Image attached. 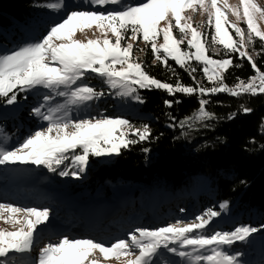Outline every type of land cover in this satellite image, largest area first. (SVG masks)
Wrapping results in <instances>:
<instances>
[{"label": "snow or ice", "instance_id": "obj_1", "mask_svg": "<svg viewBox=\"0 0 264 264\" xmlns=\"http://www.w3.org/2000/svg\"><path fill=\"white\" fill-rule=\"evenodd\" d=\"M88 2L93 7L105 8L109 5L119 7L103 12L68 10L64 18L53 24L39 40L26 43L10 52L0 53V99L6 104H15L19 92L39 89H46L52 94L44 95L46 103L51 102L53 95L65 98V103L54 108L48 107L46 112L42 111L44 104L33 108V115L45 121L47 126L35 131L14 149L0 148V165H34L53 173L60 169L58 175L61 177L71 175L75 179H80V174L88 167L90 157L119 156L122 149L137 143V140L129 139L120 131L132 127L126 119L108 117L72 119L68 116L70 106L86 105L87 102L100 99L103 95L86 83L93 74L109 88L116 90L117 96L133 97L139 103H144V100L136 94L138 89L166 90L170 95L176 92L188 95L198 92L201 96L221 92H228L232 96L245 93L253 96L264 94V71L257 67L247 51L242 50L252 44L254 38H258L264 46V32L259 31L254 22L257 14L264 18V9L253 0H239V8L224 4V7H229L237 21L241 18L242 10L247 36L241 27L227 21L225 11L219 6L222 0H145L137 5L126 4L125 0ZM44 7L61 11L66 5L63 0H55ZM187 9L207 13L208 26H214L212 42L222 45L226 54L238 53V58H246L255 75L249 77L247 82L239 80L234 88H228L223 83V74L233 66V60L230 57L213 59L207 55L205 39L197 27L190 23L191 17L183 15ZM162 21L166 22V27H160ZM93 28L105 38L86 41L75 39L78 32L84 33L85 30ZM174 29L181 34L179 38L174 35ZM229 29L240 38L238 42ZM129 32L131 35L126 36ZM108 33L115 37L114 41L107 38ZM141 36L143 42L150 45L154 59L165 67H168L169 59L186 70L191 59L202 62L204 65L202 71L214 86L205 88L197 82L195 87H188L179 81L171 85L150 76L142 64L132 57L133 44L126 46L122 44L125 39L135 42ZM161 37L163 42L158 43ZM185 40L189 49L187 52L181 47ZM53 41L60 43L55 44ZM196 70L191 68L190 74ZM208 103L209 101L205 99L200 100L198 111L205 118L212 117L205 108ZM165 105L171 107L172 102L166 100ZM244 111L247 113L251 109L244 108ZM57 112H63L59 119L54 118ZM183 123L181 122L182 125ZM133 135L143 141L149 139L151 131L145 125L142 130H135ZM69 159L75 171H69L67 165L61 168ZM227 206L225 202L220 208L226 209ZM0 210L7 211L10 216L11 214L24 216L23 220L12 221L14 224L22 225L17 231L0 230V264H9L10 253L32 250L38 226L49 222L50 210L23 209L5 204H0ZM219 215V212L209 209L203 216L196 217L197 222L183 227L168 225L155 230L136 229L129 235L128 240H117L110 246L92 239H71L63 236L57 243L49 242L40 249L36 264H98L96 260L90 259L97 252L105 260L123 255L134 256L127 264H154L153 258L159 254L158 250L161 247L181 259L187 257L192 264H240L237 255L221 250L220 246L231 245L236 240L246 241L259 229L240 226L230 233L214 232L211 235H204L202 230ZM198 230L201 234L195 235ZM177 243L179 249L191 248V251L169 247L170 244ZM135 249H138V254Z\"/></svg>", "mask_w": 264, "mask_h": 264}, {"label": "trees", "instance_id": "obj_2", "mask_svg": "<svg viewBox=\"0 0 264 264\" xmlns=\"http://www.w3.org/2000/svg\"><path fill=\"white\" fill-rule=\"evenodd\" d=\"M40 1L0 0V29L9 28L14 22L26 23L36 11L35 4ZM181 47L184 49V44ZM135 48L138 62L150 76L161 82L175 85L179 81L188 87H195L197 82L205 88L214 86L206 78L199 62L189 61L186 70L169 59L168 67H165L154 59L150 45L137 42ZM253 49V60L264 71V46L258 38L253 42ZM229 57L233 60V66L223 74V83L228 88H234L239 80L247 82L249 77L255 75L248 60L238 58V53L226 54L224 51L218 58ZM191 68L197 70L190 74ZM89 83L98 91L102 89L103 103L96 107L99 111L97 115L102 116L108 111V115L128 120L133 131L127 137L137 140V143L122 149L111 164L89 170L88 178L84 181L115 183L120 200L131 196L126 194L130 192L126 188L145 187L144 191L136 189L134 195L137 197H133L143 202L146 198H153L154 191L158 193L156 201L163 198L167 202L172 201L173 193L177 190L188 188L197 194L208 182L212 191L207 195L214 207L227 202L231 214H236L238 221L248 227L253 224L264 227V94L232 96L228 92H221L201 96L198 92L192 95L176 92L170 95L166 90L138 89L137 93L144 103H134V108H127L126 113L121 110L114 113L117 106L110 96L114 91L96 78ZM201 99L209 101L205 108L212 114L211 118L199 114ZM166 100L172 102L171 107L165 105ZM28 106H10L0 99V147L14 144L8 141L11 136L28 135L27 129H32V114L27 115ZM244 108L251 111L246 113ZM18 111L19 115L11 116ZM198 115L200 118H197ZM181 122H184L183 125ZM145 125L150 129L151 136L140 141L133 132L142 130ZM198 183L202 186L199 187ZM105 194L109 193L105 191ZM192 202L193 199L190 205L194 206ZM185 204H188L187 201ZM177 213L173 208L171 213L160 208L156 216L174 219ZM192 216L187 210L183 218L191 220ZM219 230L210 228L203 234L211 235ZM231 250L233 252L234 248ZM242 250L235 252L240 260L247 257L255 260L252 264H264L263 241L247 243Z\"/></svg>", "mask_w": 264, "mask_h": 264}, {"label": "rangeland", "instance_id": "obj_3", "mask_svg": "<svg viewBox=\"0 0 264 264\" xmlns=\"http://www.w3.org/2000/svg\"><path fill=\"white\" fill-rule=\"evenodd\" d=\"M49 2H55V0H42L35 4L36 11L33 13L32 17L28 18L26 23L14 22L11 27L7 29H0V38L6 40H0V53L10 52L15 50L26 43H31L39 40L50 27L61 21L68 10H90V11H105L114 10L119 6L109 5L105 8H100L98 6L93 7L90 5L88 0H63L66 7L61 11L49 10L44 5ZM145 2V0H125L126 4L137 5ZM260 8L264 9V0H253ZM229 7H240L239 0H222L219 6L226 13L227 21L232 24H237L241 27L245 36H247V27L243 19V13L241 10V18L237 21V18L232 15L229 11V7H224V4ZM183 15L185 17H191L190 23L197 27L198 31L202 34L205 39L206 47L208 49L207 55L213 59H219V54L224 52L222 45L214 44L212 42V35L214 34V26L210 27L207 24V13H201L200 10L195 12L192 9H187ZM259 29V31L264 32V18L260 17L259 14L255 17L254 21ZM175 22L173 21V24ZM166 22L162 21L160 27H166ZM234 39L238 42L239 37L235 35L232 29H229ZM131 33H127L126 36H130ZM174 35L179 38L181 34L178 30L174 29ZM105 37L101 35L99 31L95 28L91 30H85L84 33H77L75 39L86 41L87 39H101ZM107 38L110 40H115V37L108 33ZM256 38H254L255 40ZM137 42L140 45H145L142 40V36L135 42L130 39H125L122 44L125 46L127 44H133L132 57L138 62V54L134 51L136 50ZM162 37L158 40V43H162ZM55 44H59L60 41H53ZM208 43V44H207ZM184 51H189L187 47V40L184 42ZM248 52L252 56H255L253 43L247 45L246 49H242ZM194 51V50H192ZM210 53V54H209ZM190 61H196L194 58ZM198 62V61H196ZM202 64V62H199ZM204 67V65L202 64ZM119 68V65H117ZM212 69L210 67V73ZM98 79L94 74L90 76L87 84L90 85L91 79ZM91 84H94L93 82ZM106 84V83H105ZM107 85V84H106ZM108 87V85H107ZM109 88V87H108ZM102 89H99L101 91ZM114 94L110 95L112 100L116 102V110L114 113H119V110L123 112H128L129 108H134L132 105L137 103L133 97H119L115 94L116 90L112 89ZM21 97L15 104L17 105H29L28 114H32V120H30V125L32 129H27L28 135L22 137L9 138L8 141L14 143L8 147H0L6 149H14L18 145L22 144L23 141L33 134L35 131L45 128L47 126L46 122L33 115V108L44 104L45 107L42 111H47L48 107H56L58 104L65 103L64 97L54 96L50 103L44 101V95H52L48 93L46 89L31 90L29 92H19ZM138 95V93H137ZM103 95L100 99H94L87 102L86 105L81 106H70L68 116L72 119H81L88 117H108V118H120L117 116L108 115V111L102 116H98L99 111L96 107H99L103 103ZM29 102H32L28 104ZM128 108V109H127ZM15 113V112H13ZM12 113V117L20 114V112ZM9 115V113H8ZM63 115V112H57L54 114V118L59 119ZM117 115V114H114ZM126 135L133 131V128H123L120 129ZM26 132V133H27ZM119 134V133H117ZM69 157L71 154H68ZM114 156L112 157H90L88 167L84 173H81L80 179H75L71 175L67 177H61L58 175L60 169L57 172H49L46 168L37 167L34 165H0V204L11 205L18 208H36V209H49L50 210V220L46 225L38 226V231L36 233V239L33 244V248L29 253H10L8 257L9 264H36L39 256L40 249L47 243H57L59 239L63 236H67L71 239H92L94 241L100 242L104 245L110 246L116 240H128L130 234L134 233L136 229H147L155 230L160 227H165L168 225H177L183 227L186 224L197 222V216H203L204 213L212 209L220 213L219 216L212 219L209 226L202 230L207 231L210 228L220 229L219 232L230 233L236 227L247 226L243 224L240 220L238 221L236 214H231L230 209H221L220 205L225 203L222 202L219 206L214 207L213 203L209 199L207 193L212 191V186L208 182L200 188V192L194 194L192 189H182L177 190L173 193L172 201H163V198L156 201L157 191H154L153 198H146L145 202L133 199L137 197L134 195L136 189L144 191L145 187H130V192L126 194L130 195L124 199L120 200L118 196V187L115 183L107 184V182H86L85 179L88 178L89 170L93 169L99 165L111 164L114 161ZM95 162V163H94ZM65 165L68 166L69 171H75V167L71 165V161L66 160L61 168ZM199 187L202 185L197 184ZM107 191L109 196L105 194ZM133 199V200H132ZM193 199L192 204L191 200ZM189 204H185V202ZM132 202V204H131ZM63 205H66L65 207ZM162 208L163 210H168L171 213V209L177 210V215L174 219L167 217L165 219H160L156 216V212ZM193 214L191 220L184 219L186 211ZM173 214V213H172ZM23 214H10L5 210H0V230L7 232L17 231L22 225L14 224L13 220H23ZM7 221V222H5ZM242 223V224H241ZM226 226L225 228H220V226ZM252 228H257L259 231L252 233L246 241H234L231 245H221V250L229 253L235 254L236 251H241L246 247L247 243H260L264 242V227L260 224H253L249 226ZM121 232V233H120ZM117 234V235H116ZM195 235H200L201 231L198 230L194 233ZM138 236V232L136 233ZM193 235V234H189ZM55 238L54 240H50ZM130 243V241H129ZM169 247L178 248V250L189 249H179V244H170ZM231 248H234L233 252ZM138 254V249L134 250ZM243 251V250H242ZM158 255L153 258L154 264H192V262L187 258L181 259L179 256L174 255L161 247L158 250ZM244 253V252H243ZM264 254V252H262ZM236 255V254H235ZM90 259H94L98 264H127L129 259H134V256H120L112 257L105 260L100 253H95ZM164 259V260H161ZM240 260V259H239ZM255 260L250 258H245V260H240L242 263L252 264ZM170 262V263H169Z\"/></svg>", "mask_w": 264, "mask_h": 264}, {"label": "bare ground", "instance_id": "obj_4", "mask_svg": "<svg viewBox=\"0 0 264 264\" xmlns=\"http://www.w3.org/2000/svg\"><path fill=\"white\" fill-rule=\"evenodd\" d=\"M191 203V202H190ZM64 207L66 206V205H63ZM121 233V232H120ZM117 235V234H116ZM117 241V240H116ZM26 253H29V252H26ZM22 256H23V253L21 254Z\"/></svg>", "mask_w": 264, "mask_h": 264}]
</instances>
